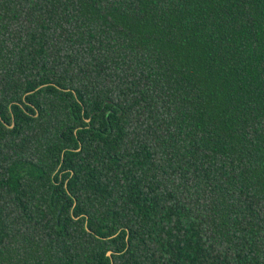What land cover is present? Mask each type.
<instances>
[{"label":"trees","instance_id":"trees-1","mask_svg":"<svg viewBox=\"0 0 264 264\" xmlns=\"http://www.w3.org/2000/svg\"><path fill=\"white\" fill-rule=\"evenodd\" d=\"M0 264H264V0H0Z\"/></svg>","mask_w":264,"mask_h":264},{"label":"water","instance_id":"water-1","mask_svg":"<svg viewBox=\"0 0 264 264\" xmlns=\"http://www.w3.org/2000/svg\"><path fill=\"white\" fill-rule=\"evenodd\" d=\"M108 254H111V252H109Z\"/></svg>","mask_w":264,"mask_h":264}]
</instances>
